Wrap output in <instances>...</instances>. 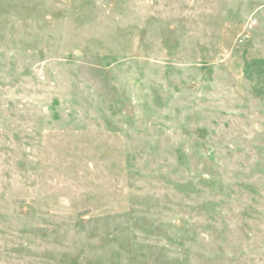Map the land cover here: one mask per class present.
<instances>
[{"label": "rangeland", "instance_id": "rangeland-1", "mask_svg": "<svg viewBox=\"0 0 264 264\" xmlns=\"http://www.w3.org/2000/svg\"><path fill=\"white\" fill-rule=\"evenodd\" d=\"M0 264H264V0H0Z\"/></svg>", "mask_w": 264, "mask_h": 264}, {"label": "built area", "instance_id": "built-area-1", "mask_svg": "<svg viewBox=\"0 0 264 264\" xmlns=\"http://www.w3.org/2000/svg\"><path fill=\"white\" fill-rule=\"evenodd\" d=\"M254 23V22H253Z\"/></svg>", "mask_w": 264, "mask_h": 264}]
</instances>
